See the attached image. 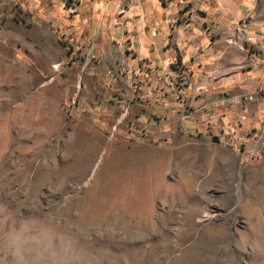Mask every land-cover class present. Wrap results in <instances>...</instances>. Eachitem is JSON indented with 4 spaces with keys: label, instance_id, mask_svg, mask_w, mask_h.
I'll return each instance as SVG.
<instances>
[{
    "label": "rangeland",
    "instance_id": "374dc122",
    "mask_svg": "<svg viewBox=\"0 0 264 264\" xmlns=\"http://www.w3.org/2000/svg\"><path fill=\"white\" fill-rule=\"evenodd\" d=\"M140 1L0 0V264H264V87L191 100Z\"/></svg>",
    "mask_w": 264,
    "mask_h": 264
},
{
    "label": "crops",
    "instance_id": "0c3cea01",
    "mask_svg": "<svg viewBox=\"0 0 264 264\" xmlns=\"http://www.w3.org/2000/svg\"><path fill=\"white\" fill-rule=\"evenodd\" d=\"M121 17L113 39L156 67L185 68L191 100L264 87V0H141Z\"/></svg>",
    "mask_w": 264,
    "mask_h": 264
}]
</instances>
